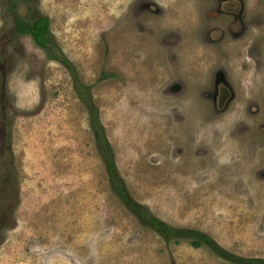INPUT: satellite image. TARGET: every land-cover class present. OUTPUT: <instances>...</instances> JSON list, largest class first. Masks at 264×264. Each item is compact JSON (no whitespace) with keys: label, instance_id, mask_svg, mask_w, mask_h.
Wrapping results in <instances>:
<instances>
[{"label":"rangeland","instance_id":"rangeland-1","mask_svg":"<svg viewBox=\"0 0 264 264\" xmlns=\"http://www.w3.org/2000/svg\"><path fill=\"white\" fill-rule=\"evenodd\" d=\"M7 1L0 0V264H235L186 238L165 241L115 194L70 75L13 32ZM34 1L90 85L129 196L166 223L264 257V79L250 63L242 75L259 93L229 102L226 92L217 102L205 95L218 66L224 81L231 69L241 75L239 60L229 63L235 24L226 31L229 16H218L217 0ZM248 1L251 27L264 17V0ZM11 2L16 16H31L25 2ZM185 4L203 24H184ZM259 33L253 49L264 56ZM185 47L196 66L186 73ZM204 70L203 95L182 94ZM172 83L180 89L167 93Z\"/></svg>","mask_w":264,"mask_h":264},{"label":"trees","instance_id":"trees-1","mask_svg":"<svg viewBox=\"0 0 264 264\" xmlns=\"http://www.w3.org/2000/svg\"><path fill=\"white\" fill-rule=\"evenodd\" d=\"M22 1L27 4L28 10L30 6V17L16 16V14L12 11V8H14L13 3L11 0L7 1V10L11 13L13 18V32L16 35H28L33 43L43 51L46 58L57 61L68 72L70 75L73 91L87 113V125L91 132L92 143L104 165L109 184L115 194L125 202L127 207L141 221V223L153 229L154 232L161 236L165 241L169 240V238L182 237L188 239V242L191 246L198 247L200 245H205L218 256L235 264H264V257L254 255L245 256L231 252L222 247L209 234L199 228L174 225L169 222L166 223L165 221L156 217L155 214L151 213L144 205L140 204L136 200H133L129 196L122 177L118 175L115 170L110 147L106 140L102 126L99 123L100 120L98 109L94 105L90 95V85L80 80L72 63L54 43L48 30V18L41 14L37 10L36 6H33L35 1ZM8 134L9 132L6 130V139L4 141L5 148H7Z\"/></svg>","mask_w":264,"mask_h":264},{"label":"flooded vegetation","instance_id":"flooded-vegetation-1","mask_svg":"<svg viewBox=\"0 0 264 264\" xmlns=\"http://www.w3.org/2000/svg\"><path fill=\"white\" fill-rule=\"evenodd\" d=\"M236 2L238 3L237 4L238 8L236 9V11L230 10L231 9L230 7H234ZM247 2H249V1L248 0H234V1L233 0H217L216 1L215 6H217L216 7L217 12L219 13L218 16H223L224 14L229 16V19L227 21L226 31L228 32L227 28L230 27L232 24H235L234 30H232L230 32V34L228 32V36H230L231 40L233 41V42H231V46L228 45L230 47V50L228 52L229 56H230L229 63L233 64L235 58H237L240 62V64L238 66L241 68V71H240L241 75H238L237 72L235 73L231 69V72H228V76H229L228 80L224 81L225 79L223 77V75H224L223 73H225V71L220 66H218L217 73L215 74V78H213V82L211 85L212 88L210 89L209 92L205 93L206 96H209L211 98V100H213L215 102L223 100L224 92H226V99H228V102L231 100H234L235 98H237V96L240 97V94H243V98L245 99L246 96H249L248 93L250 94V93H252V91H256L259 93L260 89H257L254 84L250 83L251 81L247 82V80L245 78H243V75H242V73H244L246 71L245 69L249 68L248 65L250 63L252 65V68L254 69L253 71H255V70L258 71L259 69H261L262 78L264 79V56L259 55L256 48L253 49L254 45L256 43L255 39L253 37L254 33L260 34V36H263L259 32L262 29L264 30V17L261 18L263 21L260 19L257 22L253 23L254 25L251 24V27H250V23H248L247 20H250L252 18V16L254 15V13H250V11L246 12V10L248 9ZM172 3L173 2L170 1L169 4H172ZM192 3L194 4L195 2H192ZM198 3L202 4L201 1H199ZM262 4L264 7V1L262 2ZM168 5H166V6H168ZM190 5H191V3H190ZM183 6H184V8H180V10L181 11L185 10L184 14H182L183 15L182 20L186 26H188V24L189 25H195L196 20H198V22H199L198 24H203L202 17H201V19H197V16L193 12H191V10H189L187 8L188 6L185 7L186 4ZM186 10H188V11H186ZM186 12H188V14ZM155 14H157V12ZM174 20H175V18H174ZM261 21H262V23H261ZM199 28H200V26L196 27L194 29H199ZM217 28L218 27L215 26V27H212L211 30L215 29V31H216V30H218ZM185 29H184V31H185ZM208 29H210V28H208ZM223 31H225V29H223ZM223 31H222V35H223ZM253 41L255 43H253ZM184 49L187 53V60H188L187 63L185 61V65H184V68H185L184 73H186L187 67H190L189 71H191V69H194V67H196V66L194 65L195 61H191L188 59V57L192 55L191 53L193 52V49L192 48H186V47ZM194 51H195V49H194ZM261 67H263V68H261ZM230 68H231V65H230ZM204 72H205V70L202 72V74H199V77L197 78V81L195 82L196 85H193V87H194L193 91H192V89L191 90L188 89L186 86V88L182 92V94H186V95H188V94L192 95L193 94V95H196L198 97H201L204 93V89L206 88V86L202 87V89H201V87H199L200 86L199 84L201 83V81L203 82L204 77H206L205 74H203ZM218 72H221V74ZM252 79L254 80V78H252ZM259 79H261V78H259ZM176 85H178V89H180V85L178 83H172L171 85L168 86L167 93L174 92L175 90H173V89L176 87ZM205 92H206V90H205ZM263 93H264V81H263V87H262V94ZM261 126L264 127V124H262ZM2 148L5 149L4 146ZM6 151H8V150H6ZM3 164L1 165V168L5 169L7 171V168L5 166H3ZM5 165H6V162H5ZM1 180L3 181V184L8 183V181L5 178H2Z\"/></svg>","mask_w":264,"mask_h":264}]
</instances>
